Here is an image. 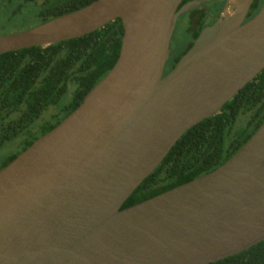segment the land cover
<instances>
[{
	"label": "water",
	"instance_id": "obj_1",
	"mask_svg": "<svg viewBox=\"0 0 264 264\" xmlns=\"http://www.w3.org/2000/svg\"><path fill=\"white\" fill-rule=\"evenodd\" d=\"M202 1L92 0L0 33V54L119 17L110 70L0 168V264H209L264 240V119L216 168L121 208L179 137L264 69V2L227 0L164 74L178 17Z\"/></svg>",
	"mask_w": 264,
	"mask_h": 264
},
{
	"label": "trees",
	"instance_id": "obj_2",
	"mask_svg": "<svg viewBox=\"0 0 264 264\" xmlns=\"http://www.w3.org/2000/svg\"><path fill=\"white\" fill-rule=\"evenodd\" d=\"M15 1L16 9H30L27 16L38 18L40 23L92 0H0V6ZM263 2L254 0L253 14ZM122 34L121 19L116 17L79 37L0 54V144L19 136L24 149L72 111L115 63ZM178 57L169 63L170 68ZM69 91L70 97L59 104ZM49 107L53 110L48 113ZM44 111L48 117L38 122ZM263 119L264 69L217 113L187 129L121 208L216 168ZM209 264H264V240Z\"/></svg>",
	"mask_w": 264,
	"mask_h": 264
},
{
	"label": "flooded vegetation",
	"instance_id": "obj_3",
	"mask_svg": "<svg viewBox=\"0 0 264 264\" xmlns=\"http://www.w3.org/2000/svg\"><path fill=\"white\" fill-rule=\"evenodd\" d=\"M191 1V0H181V2L179 3L177 9H179L184 3ZM227 0H208V1H202L199 5H197L195 8H193L192 10H189L183 14H181L178 19L177 22L175 24V28L172 32L171 35V40H170V45L169 47L172 49V51L169 53V57L167 59L166 65H165V69H164V74L167 73L176 63V61L180 58V56L191 46V44L193 43V41L195 40V38L197 37L198 33L207 26H211L213 24H216L220 18V16H223V11H224V6L226 4ZM254 0L251 2L249 8H248V12L244 18V21L248 20L249 18H251L254 14H253V10L251 9V6L253 4ZM259 10V9H258ZM184 14H186L188 16V22H187V26H186V34L189 36V40L185 41L183 48L180 49L178 48L174 43H173V37H174V32L176 30V26L178 25L179 19L181 18V16H183ZM179 54L178 59H176V61L171 65V68L169 66V63L171 61H173V59L176 57V55ZM169 66V67H168ZM11 139H18L19 142V148L14 152L9 154L8 158L5 159L4 161H2L0 163V168L2 166H4L6 163H8L12 158H14L20 151L23 150V148L21 147V140L19 138V136H14L11 137L7 140H11ZM5 140V141H7ZM4 141V142H5ZM2 142L0 144V146L4 143Z\"/></svg>",
	"mask_w": 264,
	"mask_h": 264
},
{
	"label": "rangeland",
	"instance_id": "obj_4",
	"mask_svg": "<svg viewBox=\"0 0 264 264\" xmlns=\"http://www.w3.org/2000/svg\"><path fill=\"white\" fill-rule=\"evenodd\" d=\"M17 1L12 4H3L0 6L2 9L0 12V33H9L15 32L27 27H30L34 24L39 23L38 18L36 17H28L27 14L29 13L30 9L28 8H17L15 7ZM31 7V6H28ZM16 9V10H14ZM19 9V10H18ZM14 10V12H13ZM188 22V16L184 14L179 19L178 25L176 26V30L174 32L173 43L180 49L183 48L185 41H188L190 38L186 34V26ZM72 87H70V91ZM70 91L63 96V98L59 101V104L65 102L70 97ZM48 113L53 110L52 107H49ZM48 113L46 111L39 117L37 120L38 122L42 121L46 117H48ZM19 140L18 139H11L5 141L0 146V163L8 158L9 154L14 153L19 148Z\"/></svg>",
	"mask_w": 264,
	"mask_h": 264
}]
</instances>
